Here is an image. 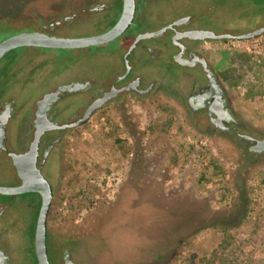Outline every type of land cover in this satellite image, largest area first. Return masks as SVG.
Here are the masks:
<instances>
[{"label": "rangeland", "instance_id": "rangeland-1", "mask_svg": "<svg viewBox=\"0 0 264 264\" xmlns=\"http://www.w3.org/2000/svg\"><path fill=\"white\" fill-rule=\"evenodd\" d=\"M240 3L248 1L230 5ZM209 5L211 0H198L197 12ZM261 9L264 17V4ZM220 14L212 15L217 27L233 29ZM236 25L240 35L257 27ZM14 28L0 22V41ZM204 46L237 122L264 139V34ZM16 53L2 62L13 65ZM64 56L59 54L58 69L45 83L0 75V106L13 103V119L24 115L73 71L62 63ZM190 84L182 79L177 89L183 93ZM184 110L108 107L69 133L59 146L65 156L56 149L47 172L58 179L66 170L68 183L57 190L63 195L59 208L64 199L83 207L79 217L70 213L50 223L61 254L69 253L75 264H264V153L242 151L237 137L228 144L211 142Z\"/></svg>", "mask_w": 264, "mask_h": 264}, {"label": "flooded vegetation", "instance_id": "flooded-vegetation-1", "mask_svg": "<svg viewBox=\"0 0 264 264\" xmlns=\"http://www.w3.org/2000/svg\"><path fill=\"white\" fill-rule=\"evenodd\" d=\"M211 1L208 9L197 12L198 0H135L131 23L110 42L75 49L25 46L9 52L17 51L13 65L2 62L9 53L0 60L3 78L14 76L19 83L35 79L45 83L58 69L59 54L70 57L62 58V63L73 70L70 75L37 98L24 115L13 119L14 104L0 106V182L3 183L0 186L21 185L12 155L28 154L36 132L44 130L37 144L35 167L52 189L46 223L50 264H75L69 253L59 252L56 239H52L59 233H53L50 223L52 219L61 222L70 213L75 216L77 212L79 217L83 207L70 206L64 199L65 207L59 208L63 195L57 190H62L68 183L66 170L61 168L58 179L47 172L53 165L54 151L59 148L63 158L65 153L60 144L69 138L70 132L82 126L69 128L68 125L80 120L105 94L112 96L91 116L108 107L124 108L133 103L176 110L185 108L192 127L211 142L228 144L230 139L237 137L244 143L242 151L256 155L251 148L257 139L247 134L237 122L226 90L206 55L204 44L212 40L192 39L184 34L211 31L240 35L235 32L239 21L257 25L249 32L258 30L264 27L261 13L264 2L247 0V4L234 7L230 3L238 0ZM0 3V22L16 26L2 41L23 33L70 39L100 36L119 22L124 7V0H0ZM228 4L230 7L226 6ZM190 5L195 6V11H191ZM246 5L248 9H245ZM216 7L220 11H216ZM214 13L227 15L229 19L225 20H231L228 23L233 29H219L212 19ZM219 21L225 25L224 20ZM147 34L150 36L141 37ZM186 78L191 84L181 93L177 86ZM49 94L51 96L44 99ZM5 110L7 119L2 122ZM48 124L54 128L48 129ZM40 205L41 198L37 193L0 195V264H38L35 232ZM71 208L74 210L70 211ZM66 233L64 235L68 236Z\"/></svg>", "mask_w": 264, "mask_h": 264}, {"label": "water", "instance_id": "water-1", "mask_svg": "<svg viewBox=\"0 0 264 264\" xmlns=\"http://www.w3.org/2000/svg\"><path fill=\"white\" fill-rule=\"evenodd\" d=\"M135 11V0H124V7L121 19L119 22L107 33L88 38H55L49 37L40 33H23L11 36L0 43V60L10 51L25 47H43L52 49H75V48H85L90 46H96L99 44L107 43L120 34H122L129 24L131 23L133 14ZM264 34V27L248 32L241 35H231V34H215L211 31H192L185 33L192 39L198 40H212V41H222V40H237L245 41L251 40ZM150 34L141 36L149 37ZM54 95V94H52ZM51 96V94L45 96L44 99ZM112 95L105 94V96L94 102L84 113L83 117L77 122L68 125L69 128H76L83 125L93 114V112L100 108L103 103H105ZM41 103V102H40ZM2 122L7 119V110H5L4 115L1 117ZM48 129L54 128L51 124L47 125ZM62 128H66L62 127ZM44 130L40 129L35 134V139L30 147V151L25 156H15L12 155L13 163L17 169L18 177L21 179V185L18 187H3L0 186V195L13 196L25 193H37L41 198V205L37 219L36 232H35V253L38 264H50L47 256L46 247V223L47 215L52 199V189L49 183L41 175L39 170L35 167V158L37 151V144L40 136L43 134ZM251 151L256 154L264 153V139L256 140L255 144L252 146Z\"/></svg>", "mask_w": 264, "mask_h": 264}, {"label": "trees", "instance_id": "trees-1", "mask_svg": "<svg viewBox=\"0 0 264 264\" xmlns=\"http://www.w3.org/2000/svg\"><path fill=\"white\" fill-rule=\"evenodd\" d=\"M263 1V0H262ZM264 2V1H263ZM264 4V3H263ZM216 252L214 251L213 254H215ZM216 257V256H215ZM205 264H215L214 260H211V261H206ZM220 264H230L229 262L227 263L226 261H220Z\"/></svg>", "mask_w": 264, "mask_h": 264}]
</instances>
